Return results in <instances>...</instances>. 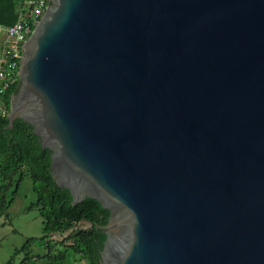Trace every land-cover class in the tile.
I'll return each instance as SVG.
<instances>
[{
    "label": "water",
    "instance_id": "1",
    "mask_svg": "<svg viewBox=\"0 0 264 264\" xmlns=\"http://www.w3.org/2000/svg\"><path fill=\"white\" fill-rule=\"evenodd\" d=\"M6 118L100 264H264V0H48Z\"/></svg>",
    "mask_w": 264,
    "mask_h": 264
},
{
    "label": "trees",
    "instance_id": "2",
    "mask_svg": "<svg viewBox=\"0 0 264 264\" xmlns=\"http://www.w3.org/2000/svg\"><path fill=\"white\" fill-rule=\"evenodd\" d=\"M19 1L0 0V26L14 25ZM17 88L18 83L0 95V215H6L23 177L27 176L36 196L35 203L28 209L36 210L42 219L41 244L47 249L49 264H64L68 252L81 256L86 264H100L99 251L105 235L97 227L107 224L109 212L91 199L72 206L68 191L59 188L52 179L50 152L41 148L38 138L32 134V128L21 120H15L12 129H7L9 102ZM82 221L91 224V229L71 232L66 239L72 243L63 251L54 254L52 244H45L51 235H65ZM32 241L28 240L27 244ZM30 259L26 256L22 264Z\"/></svg>",
    "mask_w": 264,
    "mask_h": 264
},
{
    "label": "rangeland",
    "instance_id": "3",
    "mask_svg": "<svg viewBox=\"0 0 264 264\" xmlns=\"http://www.w3.org/2000/svg\"><path fill=\"white\" fill-rule=\"evenodd\" d=\"M35 201L36 196L31 190V181L24 176L12 205L5 212L6 215H0V264H22L26 256L31 257L26 264L50 263L46 256L47 249L41 244L42 219L36 210L28 209ZM80 228L89 230V225L77 224L73 232L79 231ZM70 233L71 231L65 235L53 234L45 240V244L46 242L52 244L54 254L63 251L72 243L71 240L66 239ZM30 239L33 241L27 244ZM64 264L86 263L81 256L68 252Z\"/></svg>",
    "mask_w": 264,
    "mask_h": 264
},
{
    "label": "built area",
    "instance_id": "4",
    "mask_svg": "<svg viewBox=\"0 0 264 264\" xmlns=\"http://www.w3.org/2000/svg\"><path fill=\"white\" fill-rule=\"evenodd\" d=\"M47 7L48 0H20L14 25L0 26V95L19 83L22 47Z\"/></svg>",
    "mask_w": 264,
    "mask_h": 264
},
{
    "label": "crops",
    "instance_id": "5",
    "mask_svg": "<svg viewBox=\"0 0 264 264\" xmlns=\"http://www.w3.org/2000/svg\"><path fill=\"white\" fill-rule=\"evenodd\" d=\"M0 52H1V37H0Z\"/></svg>",
    "mask_w": 264,
    "mask_h": 264
},
{
    "label": "flooded vegetation",
    "instance_id": "6",
    "mask_svg": "<svg viewBox=\"0 0 264 264\" xmlns=\"http://www.w3.org/2000/svg\"><path fill=\"white\" fill-rule=\"evenodd\" d=\"M89 229H91V228H89Z\"/></svg>",
    "mask_w": 264,
    "mask_h": 264
}]
</instances>
